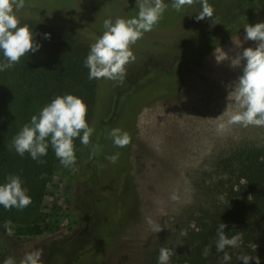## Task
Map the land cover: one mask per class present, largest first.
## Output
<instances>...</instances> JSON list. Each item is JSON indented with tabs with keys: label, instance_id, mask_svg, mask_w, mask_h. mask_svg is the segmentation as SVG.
<instances>
[{
	"label": "rangeland",
	"instance_id": "obj_1",
	"mask_svg": "<svg viewBox=\"0 0 264 264\" xmlns=\"http://www.w3.org/2000/svg\"><path fill=\"white\" fill-rule=\"evenodd\" d=\"M234 1L237 0H209L214 7L213 18L200 21L196 20L202 10L200 0L179 12L172 7L174 1L166 3L168 7L159 22L131 46L136 59L126 65L125 79L118 86L126 82L134 85L137 70L145 72L142 61L150 59V52L158 57L166 52L169 39L174 38L167 29L176 33L170 52L177 53L183 40L220 28L228 14V4ZM43 3L61 7L76 21L73 23L100 34L105 31L106 18L94 7H104L113 23L116 18L129 19L139 12L137 0ZM81 20L87 22L80 24ZM245 35V29L240 30L208 51L200 62L189 60L180 65L181 80L175 92L174 77L163 73L162 64L139 78L134 92L120 98L116 114L110 89L99 107L97 120H111L101 133L96 131L90 136L102 138L95 147L94 161L88 145H74L73 166L64 167L59 160L43 203L46 219L33 224L11 222L0 238V264L9 257L19 264L25 253L36 251H42L43 259L45 242L88 233L90 217L97 234L95 239L92 237L94 244H89L93 249L74 264H152L156 249L164 245L177 247L187 229L194 226L193 215L199 207L209 205L210 197L201 184L226 180L232 170H238L241 162L234 156L238 148L264 150V127L230 123V116L238 110L233 89L244 62L233 67L231 59H216V54L234 58L244 48L256 47L257 42L245 40ZM132 70L137 74L131 77ZM163 93L167 94L152 100ZM114 128L129 134L131 141L126 147L114 145L109 136ZM116 153L119 157L113 164L108 157ZM149 218L162 226L161 231H152Z\"/></svg>",
	"mask_w": 264,
	"mask_h": 264
},
{
	"label": "trees",
	"instance_id": "obj_2",
	"mask_svg": "<svg viewBox=\"0 0 264 264\" xmlns=\"http://www.w3.org/2000/svg\"><path fill=\"white\" fill-rule=\"evenodd\" d=\"M171 1L174 0H163L165 4ZM43 2L44 0H24V7L16 13L21 25L30 26L34 40L41 47L36 52H29L21 57L13 67L0 71V184L6 183L10 175H19L22 186L31 197V203L23 210L15 207L5 209L0 205V238L7 230L6 223L33 224L44 221L47 216L43 203L59 163V158L51 147L50 137L47 138V154L35 160L28 152L23 156L19 155L12 146L13 138L26 123H30L31 117L38 115L56 96L73 94L83 98L87 104L86 120L89 126L94 127V132L101 133L111 120H97L99 107L109 90L114 93L113 114H116L120 98L134 92L139 78L145 75H139L134 85L132 83L127 88L126 84L119 87L118 82L104 78L89 79V69L84 62L91 44L102 34L95 29L82 28L73 23V17L68 16L61 7L43 5ZM110 4L114 7L113 3ZM79 6L83 4L79 3ZM110 6L107 8L112 13ZM87 7L95 14L92 7ZM94 8L99 15L110 19L111 14L103 10L104 7ZM223 20L224 24L220 28L205 30L195 38L183 40L177 53L170 52L176 33L171 28L167 29L174 38L169 39L170 44L165 54L161 55L159 64H162L163 73L168 77L176 73L179 77V67L192 57L189 51L195 42H210L208 50H212L224 40L214 39L220 32H227L230 37L229 35H236L243 30L247 24L264 22V0L231 2L228 4V14ZM85 22L87 21H79L80 24ZM89 26L87 27L91 29ZM45 34L50 36L46 38ZM6 62L0 50V64ZM102 82H105L103 87ZM101 139L90 138L87 151L93 156V161L95 147ZM73 144L84 146L80 137L74 138ZM234 156L240 159L241 165L238 170H232L228 179L209 180L201 184L210 200L208 206L199 207L193 215L194 226L187 229L177 247L162 246L173 250L174 254L168 264H225L224 253L217 252L215 248L217 228L221 222L226 224V235L231 237L239 234L242 237L238 247H226L225 251L231 256L227 264H244L238 258L243 255L253 257L249 264H256V256H259L260 264H264V150L242 146L235 150ZM87 161L89 162V158ZM87 224L88 233L51 238L45 242L43 264H74L83 254L90 252L93 245L89 244H94L93 238L97 234L93 230L92 217ZM209 245L211 250L205 257L203 251ZM160 248L156 249L152 264H158Z\"/></svg>",
	"mask_w": 264,
	"mask_h": 264
},
{
	"label": "clouds",
	"instance_id": "obj_3",
	"mask_svg": "<svg viewBox=\"0 0 264 264\" xmlns=\"http://www.w3.org/2000/svg\"><path fill=\"white\" fill-rule=\"evenodd\" d=\"M196 0H174L172 7L181 11L185 5L191 6ZM202 10L196 20L213 18L214 7L209 0H200ZM24 7V0H0V50L6 63L0 64V71L7 70L18 63L21 57L29 52H36L41 45L34 40V33L28 24L21 25L17 12ZM138 15L129 19L116 18L115 22L105 19L103 34L91 44L90 52L85 59V66L89 69V79H108L123 83L126 76V65L134 62L136 57L132 51L134 45L143 34L149 32L162 18L168 7L163 0H137ZM245 40L257 42L256 47L244 48L233 58L225 53L216 59L218 62L231 59V65L237 67L243 61V72L235 82V102L238 110L230 116V123L264 127V22L255 25L247 24L244 27ZM50 34H45L48 38ZM239 47V45H237ZM87 104L82 97L73 94L56 96L49 104L44 106L38 115L31 117L22 130L13 138L12 146L23 156L28 152L32 159H38L47 154L50 137L51 147L55 150L57 158L64 167L73 166L76 162L73 140L80 137L81 143L87 146L90 136L95 131L87 120ZM223 124L219 125L222 130ZM82 133V136H81ZM115 146L126 147L131 138L126 131L114 128L109 133ZM119 153L108 159L116 163ZM19 175H10L6 183L0 184V205L5 209L13 207L23 210L31 203L27 189L22 186ZM175 199V197H173ZM147 223L154 233L161 231L162 226L154 223L150 218ZM8 228V224H5ZM225 223L217 228L215 248L223 252V261L227 264L231 256L225 251L226 247H238L242 237L239 234L229 237L224 232ZM10 232V230H9ZM211 245L206 246L203 255L206 257ZM173 250L161 247L158 264H168ZM249 264L253 257L243 255L238 257ZM256 264H260L259 256L255 257ZM4 264H16L9 257ZM19 264H43L42 251L28 252L21 258Z\"/></svg>",
	"mask_w": 264,
	"mask_h": 264
},
{
	"label": "flooded vegetation",
	"instance_id": "obj_4",
	"mask_svg": "<svg viewBox=\"0 0 264 264\" xmlns=\"http://www.w3.org/2000/svg\"><path fill=\"white\" fill-rule=\"evenodd\" d=\"M237 34V33H236ZM230 37H231V35H229ZM232 36H234V35H232ZM228 38V33L226 32V33H222V32H220L218 35H216V38H214L215 40H222V39H227ZM224 40H223V42H224ZM221 44V43H220ZM210 46H211V43L210 42H207L206 44H204L203 42H195L194 44H192V46H191V50L190 49H188V50H190L189 51V53H190V56H192L189 60H193V61H195V62H200V60H201V58L208 52V51H210V50H208L209 48H210ZM151 56H150V59L147 61V58L145 57V59L142 61L143 62V64L142 65H144L145 66V72H142V70H137L138 71V73H139V75H143V73H147V72H149L151 69H152V67L153 66H158V64H159V62H160V60H161V57H158V56H155L153 53H149ZM165 54V53H164ZM148 56V55H147ZM183 64H185V63H182L181 65H183ZM141 67H143V66H141ZM136 70H132V74H131V77L132 76H135L136 74H137V71ZM142 72V73H141ZM175 73V72H174ZM171 77H174L173 78V80H174V84H175V88L173 89V91L175 92V91H177V89H178V86H179V84H180V80H181V78H180V76L178 77V75L175 73V74H173ZM132 84V82H130V83H126V88L127 87H129V85H131ZM168 93V92H167ZM167 93H163V94H158V95H156L152 100H154L155 98H159V97H162V96H164V95H166ZM88 154V153H87ZM87 154H85V155H87ZM86 158L88 159V155L86 156Z\"/></svg>",
	"mask_w": 264,
	"mask_h": 264
}]
</instances>
